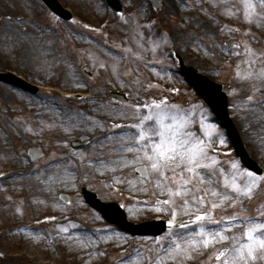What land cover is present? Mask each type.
Returning a JSON list of instances; mask_svg holds the SVG:
<instances>
[{"label": "rangeland", "instance_id": "obj_1", "mask_svg": "<svg viewBox=\"0 0 264 264\" xmlns=\"http://www.w3.org/2000/svg\"><path fill=\"white\" fill-rule=\"evenodd\" d=\"M135 1L141 9L126 18L125 14L117 17L114 11L109 12L106 0H64L83 20L99 24L94 32L80 21L59 26L40 0H0V69L15 70L50 88V92L32 95L0 82V170L21 173L0 179V264H157L171 241L157 243V237L133 236L107 222L85 201L81 192L84 185L104 201L121 203L131 221L175 216L177 224L187 223L190 231L197 230L191 223L196 213L185 201L193 203L191 197L200 193L177 194L172 197L174 204L158 203L159 199L169 200L171 193L157 185L155 175L146 180L135 174L139 164L128 161L136 154L125 151L121 144V132L127 129L113 127L137 122L129 105L147 103L167 93L173 97L171 84L181 86L174 88L179 92L169 101L185 110L189 104L199 106L202 101L180 72L174 52L226 84L230 111L245 145L264 166V7L257 4L249 19L243 0H162L160 12L150 9L147 0ZM45 24L57 30L44 31ZM233 39L241 48L227 46ZM84 64L90 66L93 79L82 70ZM172 64L175 70L170 72ZM56 80L70 92L91 91L93 87L97 100L65 97V89L57 86L61 82ZM111 89L127 91L130 102L117 103L108 96ZM204 108L207 121L218 126L212 131L209 153L217 156L218 169L223 171H218V179L211 185L201 187H218L226 195H237L224 185L225 174L230 176L234 171L231 162L237 161L228 151L232 144L213 121V114ZM53 109L61 110L62 116ZM88 116L94 120L96 116L97 122L82 125ZM199 116L197 112L192 118L204 136ZM221 133L223 144L219 143ZM75 139H90L91 143L73 149ZM32 146L42 150V157L33 164L26 153ZM217 146L228 155H214ZM61 192L69 194L72 205L60 200ZM205 199L208 204L204 210L220 203L219 197L210 193ZM241 200L242 206H230L231 201L220 204L212 219L234 214L258 217V209L264 211V181L251 198ZM225 223H235L226 230L229 236L246 227L239 220ZM171 231L174 228L169 226L158 237ZM231 243L218 239L207 247L190 249V256L181 252L175 260L164 259L163 264H217L216 253ZM249 264H264V256Z\"/></svg>", "mask_w": 264, "mask_h": 264}, {"label": "snow or ice", "instance_id": "obj_2", "mask_svg": "<svg viewBox=\"0 0 264 264\" xmlns=\"http://www.w3.org/2000/svg\"><path fill=\"white\" fill-rule=\"evenodd\" d=\"M243 3L248 10L249 19L257 4L264 7V0H243ZM261 74L264 75V69ZM248 99L251 100L252 97ZM129 108L137 122L113 127L127 129L121 132L122 147L125 151L136 154L128 162L139 164V171L145 174L146 180L155 175L157 185L171 193L169 200L158 203L174 204L172 197L177 194L186 196L194 190L200 193L191 197L193 203L185 201V206L196 213L191 223L197 225V230L190 231L187 223L177 224L175 216L170 219L168 224L174 231L156 238L157 243L171 241L167 248L163 249V257L157 260V264H163L164 259L175 260L181 252L190 256V249H199L201 245L207 247L215 244L218 239L231 240L232 243L216 253L217 264H249L250 261L257 260L258 256H264V211L258 209V217L234 214L225 216L222 220L212 219L214 210L220 204L231 201L230 206L238 203L242 206L241 197L251 198L259 182L264 181V176L258 177L256 172L248 168L241 169L239 161H234L231 162L234 171L230 176L225 174L224 185L225 190L230 187L237 195H226L218 187H201L204 183L211 185L218 179V171H223L218 169L217 157L209 153L212 146L210 137L218 126L207 121L204 115L207 109L204 108L203 102H200L198 107L189 104L185 110L180 104L169 101L168 97H162L159 100L152 98L147 103L131 104ZM181 112L184 114L181 115ZM197 112L200 113L199 120L204 122V136L196 130L198 122L192 118ZM219 143H225L222 133ZM241 177L246 179L241 181ZM173 184L176 185L175 188ZM206 193L218 196L220 203H212L208 210H204L203 206L208 204ZM261 208H264V205ZM237 220L246 225L244 231L226 235V230L234 227L235 223L227 224L225 221Z\"/></svg>", "mask_w": 264, "mask_h": 264}, {"label": "water", "instance_id": "obj_3", "mask_svg": "<svg viewBox=\"0 0 264 264\" xmlns=\"http://www.w3.org/2000/svg\"><path fill=\"white\" fill-rule=\"evenodd\" d=\"M49 7H51L56 13L63 16L66 19L70 18V14L67 10H64L60 3L57 0H44ZM157 2V0H154ZM111 4H113L115 7L120 8V4L118 0H109ZM85 69H87V66H85ZM185 73L189 75L190 79L194 83L196 87H198L200 94L203 96V98L207 101V103L213 108L214 112L218 115V117L222 120L223 124L227 127L229 134L232 136L238 154L241 156L243 162L245 165L252 170L261 173L262 169L257 165V163L249 156L248 152L246 151L242 140L240 138L239 132L237 131L232 119L229 116L228 113V100L226 94L222 91V86L218 83H215L208 79L207 77L203 75H197L195 72V69L191 68H184ZM193 71L195 73H193ZM0 79L13 82V83H23V81H19L13 74L7 73V74H1L0 73ZM25 83V82H24ZM25 83V87H31L29 84ZM33 89H36V87H33ZM120 99H126L124 95L119 94L116 95ZM86 142H76L74 144L75 147L83 146ZM32 151V154L37 157L39 154L35 150ZM35 159V158H34ZM140 166L137 168L138 173L141 176H145V174L142 171H139ZM84 196L86 200L94 207L99 209L107 220L112 221L119 225L121 228L126 229L134 234H160L165 229V223L164 221L158 222V221H146L140 224H135L130 221H128L126 213L124 209L115 202H104L101 199L97 197V194L88 190L87 188L83 189ZM61 197L69 202V199L66 194H62Z\"/></svg>", "mask_w": 264, "mask_h": 264}, {"label": "bare ground", "instance_id": "obj_4", "mask_svg": "<svg viewBox=\"0 0 264 264\" xmlns=\"http://www.w3.org/2000/svg\"><path fill=\"white\" fill-rule=\"evenodd\" d=\"M59 70H61V72L62 73H64L63 72V69H59ZM64 75H65V73H64ZM66 76H68V75H66ZM48 79H50V78H48ZM55 109H53V111H54ZM52 111V110H51ZM59 111H61V110H58V112H56V111H54V112H56V113H58L60 116H62V112L61 113H59ZM83 113H81V115H82ZM84 114H87L86 112L84 113ZM87 115H90V114H87ZM58 120H64L65 118H62V117H58L57 118ZM94 122H97V118H96V116H95V120H94V118H90L89 116L87 117V119H84V121H81L80 123L82 124V125H90L91 126V124H93ZM78 125V124H77ZM80 125H78V127H79ZM83 232H85V230L83 229ZM73 235V234H72ZM74 240L75 239H72V242H74ZM83 246H87V245H83ZM85 248H88V247H85Z\"/></svg>", "mask_w": 264, "mask_h": 264}, {"label": "flooded vegetation", "instance_id": "obj_5", "mask_svg": "<svg viewBox=\"0 0 264 264\" xmlns=\"http://www.w3.org/2000/svg\"><path fill=\"white\" fill-rule=\"evenodd\" d=\"M125 2L128 17H131L133 12L139 11L141 9V6L138 5L137 1L135 0H125Z\"/></svg>", "mask_w": 264, "mask_h": 264}]
</instances>
